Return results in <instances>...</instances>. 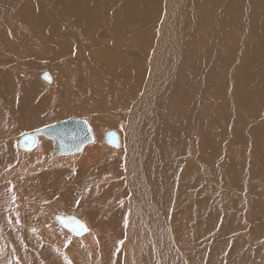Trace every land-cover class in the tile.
I'll list each match as a JSON object with an SVG mask.
<instances>
[{
    "label": "bare ground",
    "instance_id": "obj_1",
    "mask_svg": "<svg viewBox=\"0 0 264 264\" xmlns=\"http://www.w3.org/2000/svg\"><path fill=\"white\" fill-rule=\"evenodd\" d=\"M0 5V63L31 74L15 86L11 72L0 67V165L7 160V166L17 164L13 171L40 168L27 176L26 203L55 197L50 185L56 206L73 207L102 231L82 236L67 251L74 264H133L132 252L142 246L152 264H184L181 249L190 264L234 259L264 264V183L255 182L264 177V0H0ZM6 23L10 29L2 26ZM232 33L239 38L233 41ZM226 40L233 41L229 56L223 55ZM39 49L45 52L36 53ZM44 64L57 77L52 86L45 85L53 82L51 73L48 83L37 78ZM165 83L171 85L170 115L159 106ZM68 115L88 116L98 134L95 144L76 154L77 163L64 160L76 168L62 167L61 157L53 156V140L43 134L33 149L23 148L34 151L16 148L21 131ZM117 126L118 148L104 147L102 129ZM187 153L194 164H186ZM200 156L206 167L199 166ZM221 159L222 166L213 162ZM126 186L136 211L131 215L127 205L111 202L120 187L127 193ZM10 199L0 200V233L12 241L16 264L28 263L20 251L25 243L40 251L41 259L31 257L30 264H68L17 231ZM38 207L47 209L43 203ZM13 214L17 222L31 223L28 229L42 228L43 238L64 243L47 214ZM120 217L125 229L130 219L134 237L127 263L116 252ZM212 231L219 238L199 247ZM0 248L6 263L12 253ZM140 251L134 253L139 257Z\"/></svg>",
    "mask_w": 264,
    "mask_h": 264
},
{
    "label": "rangeland",
    "instance_id": "obj_2",
    "mask_svg": "<svg viewBox=\"0 0 264 264\" xmlns=\"http://www.w3.org/2000/svg\"><path fill=\"white\" fill-rule=\"evenodd\" d=\"M185 2H186V0H184ZM47 2V1H46ZM1 7H3V5H0V9H1ZM257 10L258 9H256V12H257ZM255 12V13H256ZM14 14V12H11L10 14H7V16L8 17H12L11 15H13ZM257 16V15H256ZM60 21V20H59ZM15 21H13V22H9L8 23V25H9V27L11 28L12 27V24L14 23ZM3 27H6L7 29H10L8 26H7V23L6 24H4V25H2ZM126 34V31H124V35ZM233 34V33H232ZM234 35V34H233ZM100 38H102L101 36H100ZM239 37L237 36V35H234V39H233V41L235 40V39H238ZM232 41V42H233ZM231 42V43H232ZM253 40H252V42L250 43V44H248V48H250V46H251V44H253ZM230 43V41L229 40H226L225 41V47H224V53H223V55H226V56H229V54H230V50H229V45L231 44ZM138 47L139 46H126V48H132V49H138ZM181 48H182V54H183V45H181L180 46ZM36 53H44L45 51L44 50H42V49H39V50H36L35 51ZM123 52V51H122ZM126 54H128L127 52H126ZM132 54H133V52H132ZM22 60H24V59H20V63L22 62ZM262 65V64H261ZM0 67L2 68V67H5V68H7L10 72H11V80H12V82H13V84L15 85V86H17V85H20V84H24V83H26L30 78H31V74H30V72L28 71V70H25V69H23V68H20L19 66H14V65H12V64H10V65H8V66H6V65H4V64H1L0 63ZM181 67V65L178 67V68H180ZM42 69H40L37 73H36V75H37V78H38V80L41 82V83H43V84H45L44 82H46L45 80H43V79H41V78H39L40 76H38V73L39 72H42L43 70H49L50 71V73H51V75H53L54 76V80H53V82L52 83H48V84H45L46 86H52V85H54V84H56L57 83V77H56V75L54 74V72L52 71V69H51V67L48 65V64H44L42 67H41ZM19 72H22V73H24V74H21V73H19ZM29 75V76H28ZM2 77L0 76V79H1ZM33 80V79H32ZM44 81V82H43ZM47 83V82H46ZM164 85V91H163V96L161 97V99H160V102H159V106L161 107V110L164 112V113H166V114H168V115H170V111H171V109H170V101H169V98H168V92H169V90H170V87H171V85L169 84V83H165V84H163ZM71 117H76V118H81V119H84V120H86L88 123H89V125H90V127H91V129H92V131H93V133L95 134V140L92 142V143H89V144H95L96 143V141H97V139L96 138H98V134H97V132H96V129H95V127H93V124H92V122H91V120H90V118L88 117V116H79V115H68V116H65V117H60V118H56L55 120H50V121H48V122H46V123H43V124H41V125H39V126H37V127H35V128H30V129H27V130H24V131H21L20 133H18L17 134V139L18 138H20L22 135H24V134H26V133H29V132H32V131H34V130H36V129H41V128H43V127H48V126H50V125H52V123L54 124V123H56L57 121H61V120H66V119H68V118H71ZM154 121L156 122V114L154 115ZM4 128V126H0V130H2ZM117 128H118V126H117ZM116 127H106V128H104V129H102V136H103V139H102V145L104 146V147H113V148H115V146H113V145H111V144H109V143H107L106 142V131H109V130H116L118 133H120V131L122 130V127L120 126L118 129H117ZM19 136V137H18ZM42 137H45V138H47V139H51V140H53V147H54V150H53V156L54 155H56V156H60L61 157V160L62 161H64V160H66V159H68L69 157H70V159H75L74 157L76 156V154H82V152L84 151V149L81 151V152H78V153H74V154H67V155H59V154H57L56 153V151H57V144H56V142H55V139L54 138H52V137H48V136H46L45 134H43V135H41ZM0 142H3V141H1L0 140ZM16 148L20 151V150H23V151H26V150H24V149H20V147H18V140H16ZM6 145V144H5ZM88 145V144H87ZM2 146V145H1ZM224 146H225V144H221V146H220V149L223 151L224 150ZM238 148H240L245 154H249L248 153V147L246 146V145H242V144H239V145H236ZM86 147V146H85ZM38 148V147H37ZM118 148V147H117ZM116 148V149H117ZM5 149V148H4ZM31 151H34V150H27L26 152H31ZM1 153V158H3L4 156H2L3 155V152H0ZM202 154V153H201ZM247 159V161H249V159L248 158H246ZM72 160H70V161H72ZM78 160V159H77ZM221 161L223 162V163H220V162H217V161H213V162H215V163H217V165L219 164V165H223L224 164V159H221ZM2 162V164L0 165V177L2 178L1 180L4 182V185H5V187H6V191L8 192V194H9V199H10V203H11V205L13 206V207H15V208H13L12 206V209H11V211H17V212H19V213H21V212H23V211H26V212H24V213H28V212H37V211H39V213H44V214H49L50 215V217L52 218V219H50V221L52 222V223H54V225L56 226V228H52L54 231H56L57 230V233H56V235H58V236H61L62 238H64V243L62 244V245H60V244H56V243H53V242H51L47 237L46 238H43L42 236L44 235L43 234V232L41 231L42 230V228L40 229V232H37V231H35V230H30V228L28 229V226H29V224H31V223H26V224H24L23 222H21V221H19V222H17L15 219H13V217H14V214H13V212H12V215H11V220L12 221H14L15 222V224H17L18 225V228H17V225H16V229H17V231L18 232H20V231H22V233L21 234H24V233H29L31 236H33L34 238H36L38 241L40 240L41 242V245L43 244V246H41L42 247V250L43 249H47V248H49L50 250H52V251H54L55 252V254H57L58 256H62V258H64V260H65V262H71V264H74V262H73V256H72V254H69L68 255V250L69 249H72L73 248V246H74V243H76V242H78V241H82V236H87V235H90V234H94V235H104L103 233H102V231L100 230H98L97 228L98 227H95V226H93L92 224H91V221L88 219V217L86 216V215H84L83 213H77V212H75L76 210H74V208L73 207H71L70 209L72 210V211H65V210H62V209H60L59 208V205L58 206H56L55 205V202L57 201V193H56V191L54 190V188L52 187V186H50V185H47V189H50V190H52V193L54 194V196L55 197H48V198H45V199H42V200H39V201H37L35 204H33V205H31L32 203H33V201H31L32 199H29V201L30 202H32V203H28V205L26 206V207H24L23 208V206H22V203L23 202H25L26 203V201H25V198H24V196L22 197V195H21V193H23L24 191H23V189H24V186H25V184H22V181L23 180H25L26 181V179H27V176L29 175V173H31L30 175H36V174H38V171L40 170V168H38L37 170H35V169H30V167L29 168H26V169H22V168H20V169H18L17 171H13L14 169H16L17 168V164H15V165H12V166H7L9 163H8V161L6 160V161H1ZM74 162H76L77 163V161H76V159L74 160V161H72V163H74ZM187 162H189V163H191V164H194V161H193V156H191L189 153H187V158H186V164H187ZM18 163H21V162H18ZM67 164V165H66ZM75 164V163H74ZM70 165V166H69ZM216 165V166H217ZM69 166V168L71 167V168H76L75 167V165H73V164H71V162H66L65 163V161H64V164H62V167H68ZM199 166H201V167H206L205 166V164H204V161H203V159H202V157L200 156V162H199ZM51 168H54L55 170L57 169L56 167H50V168H48V169H51ZM264 174V173H263ZM264 178V177H263ZM262 177L260 178V176L258 177V181L257 180H255V182H258V183H264V179H263ZM259 179H261V180H259ZM211 184V183H210ZM210 184H209V186H210ZM102 186H104V185H102ZM127 187V186H126ZM125 187V190L127 191V193H123V188H121L120 187V189L118 190L119 192L118 193H115V197L112 199V201L111 202H114V206L115 207H119V208H123L124 206H126L127 205V208H126V210H128V213H129V215H131L135 210H134V208H133V206H132V202H131V200H132V194H130V193H132V191H130L129 189H128V187L126 188ZM210 189L212 190V191H215L216 189L215 188H213L212 186H210ZM130 192H129V191ZM209 190V189H208ZM116 191V190H115ZM208 192V191H207ZM128 193H129V196H128ZM209 193V192H208ZM233 193H235V194H237L238 192L236 191V190H234L233 191ZM12 196V197H11ZM129 197V198H128ZM14 198V199H13ZM9 199H8V201H9ZM33 200H35V199H33ZM62 200H64L63 198H62ZM35 202V201H34ZM130 202V203H129ZM150 202H151V204L153 205V206H157L158 207V204H157V202H156V200H155V197H154V195L153 194H150ZM38 203H43V204H45L46 205V207H47V209H43V208H39L38 207ZM132 206V207H131ZM111 207H113L112 205H111ZM21 208V209H20ZM50 208V209H49ZM48 209L50 210V211H48ZM134 210V211H133ZM136 212V211H135ZM54 213H58V214H63V215H75V216H78V217H80L85 223H86V225L89 227V229H90V231L89 232H87V233H85V234H83L82 236H75V235H72L71 234V232L69 231V230H67V229H65V228H63L59 223H58V221L56 220V218H55V215H54ZM122 214H123V212H122ZM54 216V217H53ZM116 216H118V214L115 212V213H113V215H112V218H114V217H116ZM85 217V218H84ZM119 223H122V224H119ZM119 226H118V232L120 233V240H119V246H118V250L116 251V252H118V254L120 255V258L121 259H123V261H124V263L126 262H128L127 261V254H128V246L130 245L131 246V242H132V245H133V239H134V237L132 238V228H131V224H130V219H128V223L126 224V229L124 228V225L123 224H125V221H123L122 219H121V217H120V220H119ZM22 224H24V226L22 225ZM48 226H50V224L48 225ZM25 227V228H24ZM11 228V227H10ZM123 228V229H122ZM131 229V230H130ZM169 231H170V233H174V230H173V228L170 226L169 227ZM11 232V231H10ZM58 232H59V234H58ZM122 232V233H121ZM65 233L67 234V235H69L68 237H66L65 236ZM109 234V233H108ZM111 234V233H110ZM208 235V236H207ZM218 235V238H219V232H217V234L215 235V233H214V231H212V233L211 232H209L208 234H206L205 236H203L202 237V239L205 237V240H204V242H199L198 243V245H199V247L200 246H202V245H204L206 248L207 247H209V245H210V243H211V241H213L215 238H216V236ZM84 236V237H85ZM215 236V237H214ZM83 237V238H84ZM213 237H214V239H213ZM11 239V238H10ZM79 239H81V240H79ZM213 239V240H212ZM174 240H175V238H174ZM20 238L17 236V244H18V246H19V244H20ZM68 241V242H67ZM69 241H70V243H69ZM10 242H12L11 240H10ZM19 242V243H18ZM17 244H16V246H17ZM22 244V243H21ZM140 245H142V243H139ZM145 244V243H144ZM249 244L253 247L254 245L251 243V242H249ZM4 245V247H6L7 248V252L9 253V252H11L12 251V248H9L10 246H13L12 244H10L9 243V240H7L6 238H5V236L2 234V233H0V246H3ZM23 246H24V248L23 247H20V251L22 250V252L24 251V254H25V256H23V260H24V263L27 261L28 263H25V264H30V260H32V258H39V259H41L40 258V251L38 250V248H36V247H33L32 246V248H31V246L30 245H28L27 243H25V245L24 244H22ZM22 245H20V246H22ZM27 245V246H26ZM49 245V246H48ZM17 246V247H18ZM52 246V247H51ZM28 247V248H27ZM41 247H39V248H41ZM45 247V248H44ZM224 247H227V248H225L226 249V251H228L229 250V244H225V246ZM9 248V249H8ZM24 250H23V249ZM27 250H26V249ZM31 248V249H30ZM37 249V251H39V253L35 250L34 251V249ZM0 250H1V248H0ZM28 251V250H30V251H28V252H26V251ZM41 250V249H40ZM124 250V251H123ZM138 250H141L142 251V253H140V256L138 257V255L136 254V252L134 253V251H138ZM140 251V252H141ZM1 252V251H0ZM30 252V253H29ZM59 252V253H58ZM12 254H13V252H11ZM27 253H29V257H28V254ZM31 253H33V255L31 254ZM122 255H121V254ZM144 253V254H143ZM207 253H208V255L210 254V252L209 251H207ZM132 254H134L135 256H133V264H145V262H148L149 264H152L151 263V261H150V258H149V255H150V253H149V251H147L146 249H145V247H143L142 246V248L140 247V249H135V250H133V252H132ZM143 255H144V257H143ZM146 255V256H145ZM16 255H13V256H9V258L10 259H8L7 261H5L6 263H10V262H13V258H14V263L13 264H16L17 263V261L15 260V257ZM35 256V257H34ZM180 256H181V258H182V261H183V263L184 264H190L189 263V261L187 260V258H186V256H185V253H184V251L181 249V252H180ZM24 257H27V258H25L24 259ZM32 257V258H31ZM138 257V258H137ZM148 257V258H147ZM11 259H12V261H11ZM114 259H115V257H114ZM26 260V261H25ZM67 260V261H66ZM126 260V261H125ZM117 261V260H116ZM4 261H2V259H1V257H0V264H6V263H3ZM114 262V261H113ZM111 263V264H114V263ZM88 263H89V261H88ZM31 264H32V261H31ZM42 264H44V262H43V260H42ZM228 264H239V260L238 259H234V260H232V261H230Z\"/></svg>",
    "mask_w": 264,
    "mask_h": 264
},
{
    "label": "water",
    "instance_id": "obj_3",
    "mask_svg": "<svg viewBox=\"0 0 264 264\" xmlns=\"http://www.w3.org/2000/svg\"><path fill=\"white\" fill-rule=\"evenodd\" d=\"M45 80L51 81L48 72L42 75ZM45 134L55 139L57 144L56 153L59 155H67L81 152L85 146L95 140V135L89 123L81 118H68L66 120L57 121L56 123L37 129L22 135L18 139V147L24 149H33L37 145V136ZM106 142L118 147L120 143L119 133L116 130L106 132ZM58 223L65 229L69 230L72 235L82 236L89 231V227L78 216L57 214L55 216ZM83 224L86 230L80 228Z\"/></svg>",
    "mask_w": 264,
    "mask_h": 264
},
{
    "label": "crops",
    "instance_id": "obj_4",
    "mask_svg": "<svg viewBox=\"0 0 264 264\" xmlns=\"http://www.w3.org/2000/svg\"><path fill=\"white\" fill-rule=\"evenodd\" d=\"M45 71H48L49 72V74H50V71L49 70H44L41 74H40V78L41 79H43L42 78V75H43V73L45 72ZM51 76V75H50ZM51 78H52V76H51ZM44 80V79H43ZM46 81V80H45ZM47 82V81H46ZM48 83V82H47ZM50 83H52V82H50ZM35 161H37L38 163H40L41 162V157H36L35 159H34ZM50 170H52V171H55V169L54 168H51ZM27 183V181H25V180H23L22 181V184H26ZM3 192H2V194L0 195V200L2 201V202H4V203H6L7 201H8V199H9V197L8 198H6V197H4V194H8V192L6 191V187H5V185L3 186V190H2ZM9 195V194H8ZM21 195H22V197L24 196V194L23 193H21ZM3 196V197H2ZM28 204L27 203H25V202H23L22 203V206H23V208L24 207H26ZM23 212H25V211H23ZM23 212H21V214L23 213ZM20 214V215H21ZM56 214H58V213H56ZM56 214H54V215H56ZM19 215V216H20ZM48 217H49V219H52L51 217H50V215L48 214ZM54 217V216H53ZM31 230V229H30ZM32 230H34V229H32ZM7 240H9V239H7ZM9 242H10V240H9ZM13 255H15L14 253L13 254H11V256H13ZM16 257V256H15ZM13 260H14V258H13ZM15 260H16V258H15Z\"/></svg>",
    "mask_w": 264,
    "mask_h": 264
},
{
    "label": "snow or ice",
    "instance_id": "obj_5",
    "mask_svg": "<svg viewBox=\"0 0 264 264\" xmlns=\"http://www.w3.org/2000/svg\"><path fill=\"white\" fill-rule=\"evenodd\" d=\"M80 228L86 230V228H85V226L83 224H80ZM69 243H70V241H69ZM68 264H71V262H68Z\"/></svg>",
    "mask_w": 264,
    "mask_h": 264
}]
</instances>
